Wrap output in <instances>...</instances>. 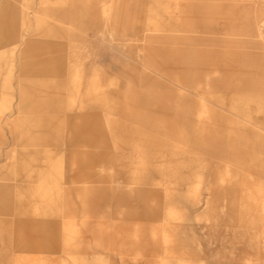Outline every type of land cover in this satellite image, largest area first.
Returning <instances> with one entry per match:
<instances>
[{
  "label": "rangeland",
  "instance_id": "1",
  "mask_svg": "<svg viewBox=\"0 0 264 264\" xmlns=\"http://www.w3.org/2000/svg\"><path fill=\"white\" fill-rule=\"evenodd\" d=\"M33 14L60 112H26ZM0 264H264V0H0Z\"/></svg>",
  "mask_w": 264,
  "mask_h": 264
},
{
  "label": "crops",
  "instance_id": "2",
  "mask_svg": "<svg viewBox=\"0 0 264 264\" xmlns=\"http://www.w3.org/2000/svg\"><path fill=\"white\" fill-rule=\"evenodd\" d=\"M49 12L55 15H62L66 13V10L51 8ZM33 15L32 17L31 15L27 16V21L30 17V23H27L25 30L21 27L20 31L21 33L25 31L26 35H29L26 37V42H22L20 47L21 79L23 78L24 65L26 64V82L33 83L31 87L35 89L34 94L31 95V98L34 99V104L30 107L27 106L26 112H42L48 106L54 109L56 108V111L60 112L59 108L61 104L57 102V99L61 96V93L65 91V82L69 78V70H67V63L65 60L67 45L64 42L53 41L51 38L65 37V33L62 29L57 27L56 24L53 25L43 21L40 22L35 14ZM33 21H36L35 27L32 23ZM69 55L72 58L75 54L72 55L69 53ZM51 77H56V80L49 81L48 78ZM97 107L99 108V106ZM88 110V108L83 107L81 109L83 116L82 129L84 146H91L93 144L92 139H94L96 135H100L106 140L102 115L98 112H88ZM105 157L108 158V155ZM93 162L98 163L99 160L97 158L88 157L87 155L84 156V177L86 184L91 181L94 183H101V186H86L85 192L86 194H108L110 190L109 187L103 186L102 184L108 183L109 180H103L101 176L98 177L97 174L94 173L92 168L96 166V164L93 165ZM121 191H119L120 194L123 192ZM102 203H106V201Z\"/></svg>",
  "mask_w": 264,
  "mask_h": 264
}]
</instances>
